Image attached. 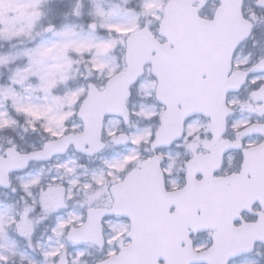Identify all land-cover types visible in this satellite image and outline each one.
<instances>
[{
  "label": "snow or ice",
  "instance_id": "6c2138e0",
  "mask_svg": "<svg viewBox=\"0 0 264 264\" xmlns=\"http://www.w3.org/2000/svg\"><path fill=\"white\" fill-rule=\"evenodd\" d=\"M0 264H264V0H0Z\"/></svg>",
  "mask_w": 264,
  "mask_h": 264
}]
</instances>
